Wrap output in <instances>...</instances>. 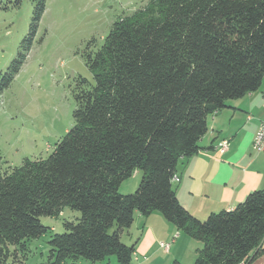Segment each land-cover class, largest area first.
Segmentation results:
<instances>
[{"label": "trees", "instance_id": "16d2710c", "mask_svg": "<svg viewBox=\"0 0 264 264\" xmlns=\"http://www.w3.org/2000/svg\"><path fill=\"white\" fill-rule=\"evenodd\" d=\"M35 2L3 88L24 64L44 12L45 0ZM86 64L92 83L80 80L74 124L51 154L0 171V264L46 234L41 217L66 208L80 217L48 241L50 264L110 256L133 264L138 239L127 246L120 237L136 214L153 213L202 244L194 264L250 263L264 240V189L199 221L178 202L173 181L180 162L197 154L213 113L260 87L264 0H150L118 19ZM136 171L137 190L120 194Z\"/></svg>", "mask_w": 264, "mask_h": 264}, {"label": "rangeland", "instance_id": "374dc122", "mask_svg": "<svg viewBox=\"0 0 264 264\" xmlns=\"http://www.w3.org/2000/svg\"><path fill=\"white\" fill-rule=\"evenodd\" d=\"M149 1L45 0V9L24 64L8 87L3 88L1 86L9 67L23 50L36 2L0 0L1 172L20 166L25 159H45L51 154L74 124V95L80 80L92 83L86 55L101 47L103 39L118 19L145 7ZM141 177V172H134L121 184L120 194L134 193ZM79 217V212L67 208L58 217H41V224L49 230L42 237L27 241L26 251L17 252L11 264H50L51 247L48 241L53 234L65 231L64 223H77ZM161 227L158 225V235L164 233ZM142 233L143 228L139 239ZM183 236L187 239L186 235ZM188 240L197 244L196 240ZM121 241L128 242L125 236ZM163 243L167 244L168 240ZM201 248L202 244L198 242L192 251L198 254ZM162 254L159 251L154 256L165 264L169 257L165 258ZM183 255L180 256L182 263L194 264L197 255L191 262ZM109 260L111 264H117L114 256L96 264H109ZM77 264L91 263L80 259Z\"/></svg>", "mask_w": 264, "mask_h": 264}, {"label": "crops", "instance_id": "0c3cea01", "mask_svg": "<svg viewBox=\"0 0 264 264\" xmlns=\"http://www.w3.org/2000/svg\"><path fill=\"white\" fill-rule=\"evenodd\" d=\"M263 121L264 77L258 90L227 101L223 109L208 119V131L198 142L197 154L180 162L173 181L178 202L194 218L204 221L212 213L231 211L248 194L264 189V147L261 151L252 147ZM223 141L227 146L221 150ZM158 225L166 233L164 236L158 235ZM183 235L173 225L162 222L158 213L146 218L136 214L120 239L125 236L128 242L124 244L129 246L138 237L133 264H164L163 260L155 259L159 251L163 253L161 256L169 257L165 264L174 261L184 264L180 256L184 254L191 262L197 255L192 248L198 242L194 244L188 240L192 238L186 239ZM167 240L169 247L165 250L162 245ZM248 264H264V240L260 252Z\"/></svg>", "mask_w": 264, "mask_h": 264}, {"label": "built area", "instance_id": "2783aa9c", "mask_svg": "<svg viewBox=\"0 0 264 264\" xmlns=\"http://www.w3.org/2000/svg\"><path fill=\"white\" fill-rule=\"evenodd\" d=\"M215 114H216V112L213 113V116ZM226 146H227V142L223 141L220 144V149L223 150L226 148ZM252 147L255 151H261L264 147V121L259 125V127H258V129L254 135ZM174 180H175V178H174ZM162 247L165 250H167L169 247V244H164V245H162Z\"/></svg>", "mask_w": 264, "mask_h": 264}]
</instances>
